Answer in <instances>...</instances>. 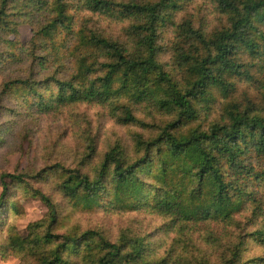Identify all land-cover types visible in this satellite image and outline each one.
Instances as JSON below:
<instances>
[{"label": "trees", "instance_id": "obj_1", "mask_svg": "<svg viewBox=\"0 0 264 264\" xmlns=\"http://www.w3.org/2000/svg\"><path fill=\"white\" fill-rule=\"evenodd\" d=\"M72 1L71 5L67 0H0V43H14L2 35L14 32L11 24L16 17H25V23L38 26L33 28L29 44L20 48L22 61L26 58L35 66L40 60L55 68L61 59L68 58L74 66L72 75L63 78V63L48 72V77L10 78L0 86V101L11 95L17 101L24 99L13 109L17 111L19 105L28 109L26 117L50 115L75 103H95L112 108L115 124L121 126L138 123L136 109L152 103L157 111L170 112L171 119L155 121L149 128L155 132L148 137L134 134L132 157L117 142L99 162H92L91 147L83 163L75 168L56 164L34 176L3 173L0 211L8 203L9 184L4 178L29 187L32 177L37 179L52 169L60 177V187L82 207L106 211L113 207V201H122L132 209H150L156 216L168 218L169 229L175 231L186 222L236 223L234 216L245 206L248 215L240 225L241 234L227 246L228 255L222 253L220 258L222 264H251L244 259L241 247L247 237L264 244V165L257 168L247 161L252 157L246 155L262 157L264 163V111L253 104L242 109L231 104L209 126L191 125L199 112L208 110L201 104L212 89L220 88L228 95L234 89V77H251L243 56H259L264 49V0H215L217 9L228 16L227 25L206 42L204 52L187 59L188 70L181 79L164 70L158 57L160 25L168 11L177 9L179 0ZM73 5L98 17L113 11L119 17L138 20V24L126 30L131 37L128 43H120L117 37L87 28V23L75 28L69 13ZM187 31L195 35L190 24ZM0 58L5 59V55L0 54ZM10 59L17 60L15 54ZM8 68L0 62V74ZM260 86L264 96V84ZM47 91L51 92L48 96ZM26 95L30 97L25 99ZM83 164L93 174L89 168L83 172ZM33 192L46 204L48 215L43 234L37 233L26 244L33 243L35 248H40L38 242L53 246L39 264H73L68 253L82 255L83 250V259L93 264H155L151 255L147 259V238L130 229L114 242L98 231L56 234L53 228L59 213L55 204L40 191ZM146 197L148 202L143 203ZM43 225L36 223L32 228ZM193 264H210V260L198 255Z\"/></svg>", "mask_w": 264, "mask_h": 264}, {"label": "rangeland", "instance_id": "obj_2", "mask_svg": "<svg viewBox=\"0 0 264 264\" xmlns=\"http://www.w3.org/2000/svg\"><path fill=\"white\" fill-rule=\"evenodd\" d=\"M67 2L73 4L72 0ZM177 6L176 10L166 13L164 23L160 25L158 57L164 65V70L170 71L173 78L181 79L182 75L186 76L188 70L187 62L190 61L187 59L204 52L206 42H211L212 37L227 25L228 16L217 9L215 0H179ZM69 9L75 28L79 23H87V28L106 32L124 44L131 38L126 33L128 27L138 24V20L119 17L113 11L98 17L96 14L78 11L76 5ZM25 20V17H16L11 24L14 32L2 35L3 39L13 40L14 43L7 44L3 41L0 43V54L5 55V59L0 58V62L9 67L4 75L0 74V86L10 78H28L31 75H35V78L48 77V72H53L52 69L55 70L62 63L65 69L62 70L61 77L71 74L74 66L68 58L61 59L55 68H52L51 64L41 63L40 60L36 61L35 66L26 58L22 61L20 48L29 44L32 30L38 26L35 23L33 25L25 23ZM39 20L43 21V18ZM188 24L191 25L194 36L187 31ZM65 47L66 44L62 52ZM69 52L70 50L67 51V56ZM92 52L88 50V53ZM261 52L262 54L253 58L243 56L247 60L246 68L251 77L249 79L234 77L232 79L234 89L228 95H224L220 88L212 89L208 100L201 104L208 110L199 112V117L192 127L209 126L210 123L219 120L225 111L224 108L231 104L240 109L253 104L264 111V96L260 86L264 84L263 48ZM13 54L16 61L10 59ZM51 88L55 89L54 86ZM49 93L51 92L47 91L45 94L48 96ZM29 97L30 95H26L25 99ZM23 100L17 101L11 95L0 101V182L3 173L34 176L56 164L75 168L83 163L86 154L91 152V147L94 152L91 155L92 162H99L101 156L117 142L132 157L135 155L132 139L134 134L148 137L155 132L154 129H149L155 121L171 119L170 112L157 111L152 103H144L135 112L139 122L121 126L115 124L112 108L87 102L75 103L50 115L36 114L26 117L28 109L20 106ZM19 103L18 110H14L13 106ZM9 109L12 111L8 112ZM145 124L148 127L143 128ZM248 156L252 158L247 161H252L257 168L263 167L262 157L255 159L254 154L246 155ZM82 168L83 172L91 170L84 164ZM54 171L56 170L52 169L45 174L42 172V177L37 179L32 177L33 179L29 180L31 185L29 187L4 178L9 184V194L8 203L0 211V264H39L53 248L52 245L43 242H38L40 248H35L37 245L33 243L26 244L32 241L37 233L43 234L48 215L46 204L33 190L40 191L55 204L59 213V221L53 228L56 234L78 235L88 230L98 231L114 242L123 231L130 229L139 237L147 238L150 248L147 259L151 255L155 264H193L198 255L208 257L210 264H222L221 254L228 255L226 248L239 238L240 225L246 222L248 215L244 206L234 216L236 223L230 224L219 220L208 224L186 222L181 230L176 228L175 231L173 228L169 229L168 218L156 216L150 209H132L129 205L125 206L122 201H113V207H107L106 211L102 208L96 212L88 210L60 187V177ZM90 172L93 174V170ZM52 174L53 177H50ZM254 186L257 187V184ZM1 191L0 186V194ZM148 199L149 197H146L143 203L148 202ZM36 223H43V228H32ZM255 227H249L248 232ZM81 248L80 246L79 251ZM241 251L244 259L252 262L251 264H264V244L259 240L245 238ZM83 252L82 255L68 253L70 255L68 257L73 264H93L83 259L86 251ZM98 255L99 253L97 257Z\"/></svg>", "mask_w": 264, "mask_h": 264}]
</instances>
